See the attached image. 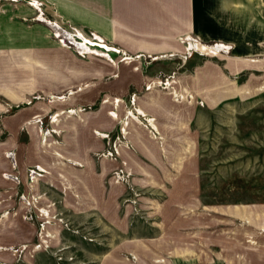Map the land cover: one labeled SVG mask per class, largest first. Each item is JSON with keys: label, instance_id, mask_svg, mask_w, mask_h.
Wrapping results in <instances>:
<instances>
[{"label": "rangeland", "instance_id": "rangeland-1", "mask_svg": "<svg viewBox=\"0 0 264 264\" xmlns=\"http://www.w3.org/2000/svg\"><path fill=\"white\" fill-rule=\"evenodd\" d=\"M11 2L0 0V7ZM258 2L255 20L253 5L239 6V23L250 35L257 22L264 41V0ZM41 19L56 31L58 45L84 60L120 58L116 52L108 57L106 50L80 54L74 46L81 52L86 46L52 18ZM64 32L74 41L65 40ZM216 43L191 38L179 61L192 58L189 73L198 62L218 61L227 85L210 93L223 90L225 98L159 101L171 119L149 114L155 112L144 102L155 89L150 79L139 93L114 101L109 115L105 105L112 102L100 97L106 86L99 85L97 101L80 102V111H98L81 132L51 127L61 108L76 109L57 103L59 109L44 117L50 129L39 134L44 150L37 147L39 137L12 133L6 113L1 119L6 129L0 131V264H264V68L247 63L239 71L234 61L224 68L237 54L232 44ZM243 59L261 62L264 55ZM180 68L175 64L167 71L174 75ZM54 91L43 97L49 100ZM178 122H187L188 131L166 128ZM176 137L189 143V152ZM142 145L146 155L139 152ZM58 169L68 177L61 178ZM102 172H108V185H124L118 202H105L108 189L97 187L94 177ZM77 177L82 181L77 189L97 194L108 218L76 204Z\"/></svg>", "mask_w": 264, "mask_h": 264}, {"label": "crops", "instance_id": "crops-1", "mask_svg": "<svg viewBox=\"0 0 264 264\" xmlns=\"http://www.w3.org/2000/svg\"><path fill=\"white\" fill-rule=\"evenodd\" d=\"M39 1L43 2L44 12L40 19L36 17L39 13L28 1L14 0L0 7V131L6 129L1 119L9 112L12 133H28L31 139L39 137L46 127L50 129L44 117L59 109L57 103H67L71 107L76 106V109L68 112L61 108L53 116L51 127L64 133L81 132L90 124L92 117L98 115V111H80V102L84 99L97 101L98 86L102 84L106 90L100 97L112 102L111 105H105L106 112L113 109L114 101H122L133 93H139L148 79L154 80L155 89L146 92L144 102L155 111L152 114L147 112L152 116L173 117L172 113L162 109L159 101L225 98L227 93L223 90L210 93L215 86H221L222 89V86L224 88L227 85L222 76L223 67L218 61L198 62L191 70L192 73H189L192 58L179 61L188 50L191 38L202 42H217V45L224 42V45L232 44L233 53L237 55L229 56L224 68L231 61L239 63V71L249 64L255 68H264V60L256 62L243 59L245 56L264 55V41L263 38L259 39L257 22L252 26L256 31L252 30L250 35L243 33L239 23V6L246 3L253 5L255 20L258 0ZM42 16L50 21L52 18L57 24H71L97 32L118 49L116 53L120 54V58L116 61L82 59L72 49L58 45L52 35L53 29L47 21L41 19ZM175 64H180L182 72L172 75L167 70L174 68ZM162 84L170 86H158ZM199 86L200 91L197 90ZM51 90H55L57 95L45 99L43 94L53 92ZM171 123L174 122L171 120ZM177 124H170L166 128L188 131L187 122L185 126L179 122ZM40 138L37 147L44 150L45 140ZM175 140L184 143L177 137ZM185 143V149L189 152V143L186 140ZM62 144L65 146V142ZM155 146L158 147V144ZM159 147L167 155L169 148L164 145ZM139 152L146 155L145 145L139 146ZM185 158L189 159V153H186ZM61 162L72 167V163L66 159ZM56 171L61 178L68 177L59 169ZM107 174L95 173L94 177L97 179V187L108 189L105 202L112 204L118 202L124 185H108ZM74 181L72 188L73 195L77 197L76 204H80V207L86 205L89 211L100 212L108 218L98 195L92 191L83 195L84 192L77 189H81V179L77 177ZM80 207L79 211L82 210Z\"/></svg>", "mask_w": 264, "mask_h": 264}, {"label": "built area", "instance_id": "built-area-1", "mask_svg": "<svg viewBox=\"0 0 264 264\" xmlns=\"http://www.w3.org/2000/svg\"><path fill=\"white\" fill-rule=\"evenodd\" d=\"M29 4L37 10L39 15H43V13H44L43 12V2H41L39 0H29ZM58 26H60L69 35H71V37L74 40H76L79 44L86 46L85 52H81L79 49H76V47L74 46L75 50L80 54H91V53H94L96 50H106L107 56L111 57L110 54H108L109 52H117L118 51V49L116 47L111 46V45L108 48H113L115 50H108V48H102V45L107 47V44L109 45V43L105 40V38L101 37L99 34H97V32H95L93 30H84L80 27H77V26H74L71 24H67L66 26H64L62 24H58ZM53 31H54V34L57 35V33L54 29H53ZM59 37L62 38L61 36H59ZM61 41L65 42V40L63 38L61 39ZM69 42L71 43L72 41H69ZM92 47H94L95 49L93 50ZM87 50H92V52H87Z\"/></svg>", "mask_w": 264, "mask_h": 264}, {"label": "bare ground", "instance_id": "bare-ground-1", "mask_svg": "<svg viewBox=\"0 0 264 264\" xmlns=\"http://www.w3.org/2000/svg\"><path fill=\"white\" fill-rule=\"evenodd\" d=\"M62 35H63L62 37H63L65 40H69V39H70L69 41H71V37H70L71 35L69 36V35H67L65 32L62 33ZM73 41H74V40H72V42H73ZM82 46H83V45H82ZM78 48H79V47H78ZM81 49H83V48H81Z\"/></svg>", "mask_w": 264, "mask_h": 264}]
</instances>
